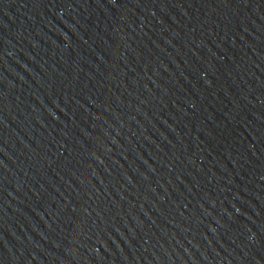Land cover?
I'll return each mask as SVG.
<instances>
[{
  "label": "water",
  "instance_id": "1",
  "mask_svg": "<svg viewBox=\"0 0 264 264\" xmlns=\"http://www.w3.org/2000/svg\"><path fill=\"white\" fill-rule=\"evenodd\" d=\"M0 264H264V0H0Z\"/></svg>",
  "mask_w": 264,
  "mask_h": 264
}]
</instances>
